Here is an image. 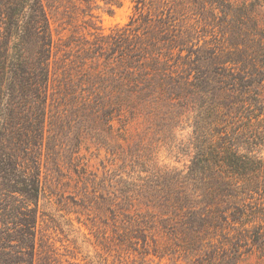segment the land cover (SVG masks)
<instances>
[{
	"label": "rangeland",
	"instance_id": "1",
	"mask_svg": "<svg viewBox=\"0 0 264 264\" xmlns=\"http://www.w3.org/2000/svg\"><path fill=\"white\" fill-rule=\"evenodd\" d=\"M149 1L43 0L51 79L42 138L23 161L38 171L40 194L30 205L7 190L26 169L11 173L9 143L0 142V226L5 212L18 224L13 236L33 234V254H21L23 264H264V194L241 196L236 209L206 192L203 175L197 187L189 179L197 129L206 127L217 147L216 140L237 137L240 121L261 111L264 117V82L254 84L255 100L230 96L220 82L224 70L244 65L264 78L257 58L264 0L252 10L259 26L252 36L237 9L253 0H228L238 6L231 14L210 0H153L162 14ZM135 46L148 70L152 60L165 68V91H127L123 75ZM197 82L209 90L203 117L194 103L180 101L194 98ZM236 141L244 152L261 148L245 133ZM178 179L185 181L181 199L191 201L175 208Z\"/></svg>",
	"mask_w": 264,
	"mask_h": 264
},
{
	"label": "trees",
	"instance_id": "2",
	"mask_svg": "<svg viewBox=\"0 0 264 264\" xmlns=\"http://www.w3.org/2000/svg\"><path fill=\"white\" fill-rule=\"evenodd\" d=\"M137 1L138 4L145 2V0ZM210 2L212 5H218L224 14H231L238 7L228 0H210ZM153 4V0H150L149 5L154 7ZM258 4H262V1L253 0L237 9L238 16L242 20V29L245 28L244 32L250 36L259 29L258 20L252 16V10ZM154 8L159 13L165 14L162 6ZM52 47L53 37L43 0H0V105L5 107L2 108V112L0 111V142L2 145L9 143L5 157L9 160L11 173L18 175V167L26 169L23 177L18 175L21 178L14 180L15 184L9 185L7 190L23 194L28 205L39 197L40 184L36 175L38 171L32 169L36 172H30L31 168L26 167V162L23 161L25 155L32 154L30 147L39 146L42 138L47 92L51 79L49 64ZM127 54L134 57V62L139 61L137 65L131 61L128 65L129 70L123 75L126 76L124 80L129 84L128 92L135 90L140 93H159L168 88L170 76L165 74V68L159 67L158 61L152 60L150 63L152 69L148 70L149 64L139 60L142 56L139 47L135 50L129 49ZM257 54V58L264 64V44L258 49ZM224 71L221 73L223 76L220 82L225 89L231 90L230 96L242 92L256 99L254 97L260 92L256 91L254 84L264 82L262 74H256L257 72L245 65L238 73ZM154 77L156 78L153 79ZM198 80L201 79L198 77ZM205 83L197 82L195 92L191 94L194 97L192 100L187 96L180 100L182 104L194 103L195 113L201 117L207 111L201 104L209 91ZM127 94L130 96L129 93ZM140 96L141 94H138V97ZM123 99L124 97L120 98L121 101ZM4 110L8 112L5 113ZM107 111L113 110L107 109ZM262 113L261 111L257 116H248L246 121H240L244 129L241 123H237V137L231 139L224 137L225 140L222 142L216 140L219 143L217 147H213L214 144L209 140L210 133L206 131V127L196 130V140L200 146L198 145L199 149L196 151L189 173L195 175L189 178L194 186L200 178L199 175H203L206 180V192L215 194L222 201L225 199L228 206H234L236 209H240L236 200L242 199L241 196L254 198L256 194H264V156L257 154L264 149V117L260 118ZM28 116L30 118L25 119ZM225 133L227 135V132ZM243 133L248 140L253 139L256 145H261V148L242 151L236 140ZM209 155L218 158L219 162L210 163L207 159ZM184 184L185 181L182 179L176 181L178 202H175V208H179L184 200L187 204L191 201L186 195L185 199H181L186 193L182 189ZM8 215L10 214L4 212L0 226V264H23L25 261L19 258L21 254H33V234L25 232L27 237L24 240H21L19 235L13 236L18 224L12 226L14 222L8 220Z\"/></svg>",
	"mask_w": 264,
	"mask_h": 264
}]
</instances>
